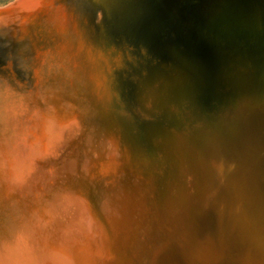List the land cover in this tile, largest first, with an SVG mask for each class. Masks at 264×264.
I'll list each match as a JSON object with an SVG mask.
<instances>
[{"label":"water","instance_id":"95a60500","mask_svg":"<svg viewBox=\"0 0 264 264\" xmlns=\"http://www.w3.org/2000/svg\"><path fill=\"white\" fill-rule=\"evenodd\" d=\"M0 264H264V0L0 5Z\"/></svg>","mask_w":264,"mask_h":264},{"label":"rangeland","instance_id":"374dc122","mask_svg":"<svg viewBox=\"0 0 264 264\" xmlns=\"http://www.w3.org/2000/svg\"><path fill=\"white\" fill-rule=\"evenodd\" d=\"M8 1H10V0H0V5H3L5 3H7Z\"/></svg>","mask_w":264,"mask_h":264}]
</instances>
